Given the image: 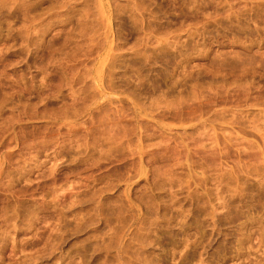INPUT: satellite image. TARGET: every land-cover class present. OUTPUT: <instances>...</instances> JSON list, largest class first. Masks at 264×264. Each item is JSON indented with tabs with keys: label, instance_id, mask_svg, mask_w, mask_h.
Wrapping results in <instances>:
<instances>
[{
	"label": "rangeland",
	"instance_id": "rangeland-1",
	"mask_svg": "<svg viewBox=\"0 0 264 264\" xmlns=\"http://www.w3.org/2000/svg\"><path fill=\"white\" fill-rule=\"evenodd\" d=\"M0 264H264V0H0Z\"/></svg>",
	"mask_w": 264,
	"mask_h": 264
}]
</instances>
